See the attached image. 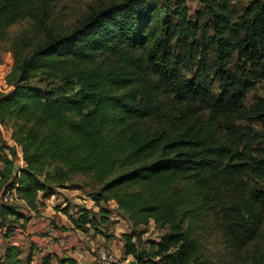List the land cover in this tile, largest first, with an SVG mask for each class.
Wrapping results in <instances>:
<instances>
[{
    "label": "trees",
    "instance_id": "trees-1",
    "mask_svg": "<svg viewBox=\"0 0 264 264\" xmlns=\"http://www.w3.org/2000/svg\"><path fill=\"white\" fill-rule=\"evenodd\" d=\"M197 1L209 16L213 62L191 78L174 58L178 33L159 0L111 4L68 34L46 32L28 54L25 44L13 49L0 125L12 129L24 166L6 183L0 173V196L14 191L24 206L0 204L3 239L39 216L53 185L82 175L100 187L98 211L67 216L73 229L97 234L113 201L133 229L165 231L148 253L135 232L122 235L134 264H215V241L228 264H264V135L252 127L264 124V98L245 105L264 80V0L236 22L234 0ZM32 2L0 0V44ZM187 30L178 46L197 26ZM165 92L174 116L160 112ZM7 250L0 264H17L19 251Z\"/></svg>",
    "mask_w": 264,
    "mask_h": 264
},
{
    "label": "rangeland",
    "instance_id": "rangeland-1",
    "mask_svg": "<svg viewBox=\"0 0 264 264\" xmlns=\"http://www.w3.org/2000/svg\"><path fill=\"white\" fill-rule=\"evenodd\" d=\"M31 8L24 12V18L20 20L15 25H12L7 30L6 38L4 42L0 44V89L1 87H7V79L12 73L13 60L12 52L13 49L19 48L20 44L27 45V54L34 48V45L42 40V36L46 32H51L53 34L65 35L70 33L79 22H81L87 15L95 12L99 9L106 8L107 6L120 3L124 0H32ZM164 8H168L170 16V22L177 30V37L173 39V54L174 58L181 61L182 73L186 78H191L199 73H207L204 68L213 62V50L210 46L211 33L209 31V16L204 5L200 4L197 0H188L185 4H181L180 0H159ZM255 0H234L231 3V12L236 21L243 15V11L247 8L250 3ZM186 12L185 15L183 13ZM195 24L197 26L196 34L194 37L187 39V44L185 46H178V42L183 39V37L190 36V31L187 30V25ZM206 64V65H205ZM55 83L54 86H58ZM216 88V85H215ZM8 90V88H7ZM253 96L264 98V80L259 82L256 87L251 90L245 99V105L250 106L253 103ZM160 112L168 116L175 115L174 103L171 101L168 93H163L160 99ZM160 113V114H161ZM252 127L264 135V124L253 123ZM3 136H5V130L2 129ZM2 134V133H1ZM0 134V173L4 172L5 183L10 178L12 172L17 168L14 165V158L17 156L16 151L13 148H8L12 158H8V154L5 153V144L7 141L4 140L3 136ZM12 136V132L11 135ZM4 140V141H3ZM13 141V140H12ZM14 143V142H13ZM15 145V143H14ZM4 183V184H5ZM55 195L48 197L43 200L42 209L44 212H48L50 216L53 217V227L57 230H62L63 232L72 233L66 235L67 238L72 242V247L70 251H74L75 246H80L86 251L90 252V249L85 243L84 237L80 233L90 232V236L99 235L101 237H111L115 232L114 226L111 228L100 226L97 230V234L94 230L88 229L87 232L83 230L76 231L73 229L72 224L68 221V217L76 218L83 211L92 212L96 215L98 208L93 202V196L98 192L99 186H96L94 182L86 176L82 175H72L69 177L68 181L64 182L60 186L53 185ZM9 197L10 200L4 201V197ZM0 204H5L12 206L14 208H20L23 206V202L17 197L14 191L9 193H4L0 196ZM100 207L105 206L103 202L100 203ZM109 204H106L108 207ZM25 216H29L26 211H23ZM55 214H51V213ZM67 213L68 215L64 214ZM27 213V214H26ZM39 217V216H38ZM117 221L120 223L119 229H121L123 234L131 233L132 231L137 234V239L134 241L139 251L149 252V246L151 242H156L158 238L165 233V231L157 230L154 226L148 225L147 227H140L139 229H132L128 224H126V219L118 211H112L109 221ZM61 219L67 221V224L60 227L55 224ZM125 221V222H121ZM128 225V226H127ZM67 226V227H65ZM72 226V228H71ZM40 228L38 230V236L43 235ZM54 230V229H53ZM18 233V230L17 232ZM47 233V231H46ZM119 234V233H118ZM122 236L120 235V238ZM119 236H117L116 246H119ZM24 241V240H23ZM20 240L18 238L12 237L10 240L5 242L0 234V262L4 259V255L7 253V249L14 244H18ZM21 243V242H20ZM19 243V244H20ZM18 244V246H19ZM215 252L220 253V261L215 264H228L223 259V254L220 252L222 246L215 241L214 242ZM34 245H31L33 247ZM29 247V246H28ZM25 246L16 247L20 252L17 257V264H28L30 263L33 249ZM106 248V247H105ZM109 249V248H108ZM123 250V248H122ZM67 251H69L67 249ZM110 251V250H109ZM122 254L124 252L122 251ZM35 256V255H34ZM120 256L117 263L124 261ZM114 258V257H113ZM115 259V258H114ZM5 260V259H4ZM128 264H134L130 261Z\"/></svg>",
    "mask_w": 264,
    "mask_h": 264
},
{
    "label": "crops",
    "instance_id": "crops-1",
    "mask_svg": "<svg viewBox=\"0 0 264 264\" xmlns=\"http://www.w3.org/2000/svg\"><path fill=\"white\" fill-rule=\"evenodd\" d=\"M2 129L6 131L5 138L3 136L4 134L2 132ZM11 132L12 129L10 128V126L0 125V134L2 133L1 135L3 136L4 140L7 141L5 144V149L3 150L5 151V153L8 154L9 159L12 158V155L8 148H13L16 151L17 156H15L14 158L15 160L14 165H16L17 168H20L24 166L21 160V148L17 145H14L12 141V137L10 136ZM107 204H109L107 208L110 211L113 212L116 211V205L113 201H110ZM91 205L94 206V202L91 201ZM51 214H55V213L52 212ZM28 215L31 216L30 213H28ZM52 220L54 219L52 216H50V214H48V212H44L42 209H39V217L34 218V216H31V220L27 224L26 229L24 231L18 230V233H14V235L12 236L14 238L15 237L18 238L21 242V243L19 242L20 244L18 243L19 246L18 244L12 245L15 248L16 247L18 248L20 246H25V247L29 246L30 248L33 249L32 253H34L35 256L34 255L32 256V259L28 264H63L64 262H65L64 264H67L69 260H71L76 255L75 251L72 250L70 251L72 247V242L70 241L69 238L66 237V235H70L72 233L63 232L62 230L56 231L55 228H52L53 227ZM125 221L126 224H128L132 228L131 224L127 222V220ZM125 221H121V222H125ZM116 222L117 221H112L111 218V220L110 221L108 220V223L105 226L106 228L109 226L112 228L114 226L115 232L111 237H107V236L101 237L99 235L90 236L91 235L90 232L80 233V235L84 237L85 239L84 241L91 252H93L97 247H106L108 251L110 250L109 253L115 258V264H128L130 261H133V259L131 257H126L124 254H122L123 251L122 248L124 242L122 237L120 238V235L122 236L124 232H122L121 229H119V226H121V224L120 223L117 224ZM65 224H67V221L61 219L55 225L60 227ZM151 224L153 225V223H150L149 225ZM40 228L44 229L42 230L43 235L38 236V230ZM53 229H54V233L50 234L48 230H53ZM136 229L139 228H135V230ZM117 236H119L120 239L118 241L119 246H116L115 244L117 241ZM12 237L3 240L7 242ZM31 245L34 246L31 247ZM67 249L69 251H67ZM120 256H122L121 258L124 259V261L122 262L119 261L117 263V260ZM79 264H93V255L92 254L87 255L84 259L80 261Z\"/></svg>",
    "mask_w": 264,
    "mask_h": 264
},
{
    "label": "built area",
    "instance_id": "built-area-1",
    "mask_svg": "<svg viewBox=\"0 0 264 264\" xmlns=\"http://www.w3.org/2000/svg\"><path fill=\"white\" fill-rule=\"evenodd\" d=\"M7 200H10V198L7 196L4 197V201ZM48 232L53 234L54 230H48ZM74 251L76 255L72 258L73 264H79L82 259L90 254L93 255V264H115V259L105 247H97L93 252H88V250L86 251L84 248L77 245Z\"/></svg>",
    "mask_w": 264,
    "mask_h": 264
}]
</instances>
